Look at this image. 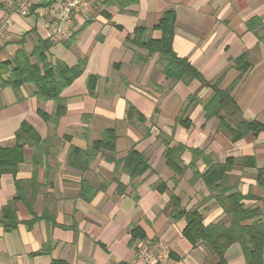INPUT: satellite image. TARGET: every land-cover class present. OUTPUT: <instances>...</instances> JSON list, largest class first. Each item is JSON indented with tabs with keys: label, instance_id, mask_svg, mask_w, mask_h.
I'll list each match as a JSON object with an SVG mask.
<instances>
[{
	"label": "crops",
	"instance_id": "crops-1",
	"mask_svg": "<svg viewBox=\"0 0 264 264\" xmlns=\"http://www.w3.org/2000/svg\"><path fill=\"white\" fill-rule=\"evenodd\" d=\"M64 1L32 0L30 15L23 16L16 11L18 0H0V62L12 60L21 48L31 52L40 38L53 41L54 60L73 66L87 58L82 75L62 93L67 110L57 125L38 113H53L56 104L38 97L33 84L22 86L19 94L11 87L0 90V144L13 146L25 120L48 141L49 154L41 158L35 149L26 148L16 178L28 181L37 175L40 191L34 209L38 216L48 209L55 221L39 218L29 225L33 216L17 201L19 225L7 230L0 224V264H219V255L207 241L193 245L183 236L187 221L173 218L172 196H179L181 209L199 207L206 225H229L214 197L216 190L201 174L211 163L235 158L222 190L227 196L241 192L247 197L245 206L260 208L264 216V186L258 179L264 167V132L232 141L221 131L220 118L207 116L212 88L198 79H168L159 55L145 60L148 51L133 46L128 37L145 26L151 38H161L154 26L174 10L176 54L188 58L206 81H218L222 89L233 87L232 96L241 107L239 120L264 124V0H138L126 12L105 0H87L74 14L72 28L63 36L54 35L51 24L58 20ZM92 75L97 76L93 93L88 88ZM130 105L145 122L127 118ZM106 128L118 133L116 159L137 149L149 161L146 173L132 178L122 165L106 158L107 152H99L85 172L69 164L71 144L86 148ZM168 143L184 146L182 174L167 165ZM251 156L256 167L243 166L242 158ZM84 180L96 190L91 200L80 196ZM162 183L165 191L159 189ZM16 195L15 177L2 174L0 218ZM133 230L144 236L134 238ZM139 247L146 248L143 258L136 256ZM164 248L170 256L160 259ZM225 258L228 264H247L238 242L230 245Z\"/></svg>",
	"mask_w": 264,
	"mask_h": 264
},
{
	"label": "trees",
	"instance_id": "trees-1",
	"mask_svg": "<svg viewBox=\"0 0 264 264\" xmlns=\"http://www.w3.org/2000/svg\"><path fill=\"white\" fill-rule=\"evenodd\" d=\"M138 0H105L106 4H116L121 12H126L129 5L137 3ZM108 16H110L108 14ZM176 25V12L169 10L164 17L154 27L162 33L161 38L154 39L148 35L149 28L138 26L131 36L128 37L130 43L139 48L148 51L145 60L155 54H158L163 61V72L165 76L173 82L184 81L190 83L194 79L203 81L208 87L212 88L214 95L206 105L208 117L217 116L221 120V131L237 141L246 135L252 133L258 135L264 132V124L257 121L239 120L241 107L232 96V88L222 89L220 82L206 81L200 71L191 63L188 58L179 57L173 46ZM121 27V26H118ZM53 46L51 39H39L31 52L25 49H19L17 55L12 60L0 62V89L11 87L16 93H20L22 86L33 84L36 88V95L45 100L54 101L56 109L53 113L39 110L40 116L47 122H53L57 125L60 119L65 115L67 107L63 97V91L72 85L74 81L82 75L86 68L87 58L79 59L77 64L69 66L61 59H52L50 49ZM241 59V58H240ZM245 69V67H244ZM243 71V69H242ZM97 83V76L92 75L88 80V88L91 93L94 92ZM127 118L129 120L137 119L145 122V116L134 105H130ZM67 140L71 137L66 135ZM118 133L115 128H106L102 137L93 141L88 147L81 148L74 144L69 147V164L82 172L90 168L92 160L99 152H107L106 158L109 161L123 166L132 178L142 176L150 168L148 159L137 149L129 150L128 154L122 160L115 157L116 141ZM48 141H44L34 126L27 120L23 121L15 133V144L10 147H3L0 144V176L4 173H11L15 177L17 195L12 202H9L3 208V215L0 218V224L7 230H11L21 222L17 216L16 202L21 200L27 206L33 218L27 223L39 218H47L49 222H55L54 217L45 209L43 215L38 216L34 207L35 201L40 191V185L36 182V174L28 181L17 179L20 165L26 157V148L36 150V155L49 154L45 147ZM184 150L183 145H166L164 156L167 165L176 173L182 174L185 171L181 155ZM195 153H203L194 150ZM203 157H206L205 155ZM40 159H35V164H39ZM237 164V159L228 158L224 163H211L208 169L201 174L205 184L216 190L214 197L218 203L225 209L229 218V225L224 223L205 224L202 212L199 207H193L189 210L180 208L179 196H172L173 218H186L187 226L183 230V236L193 245L200 241H207L212 250L220 257L219 264H228L225 254L235 242L240 243L246 257L247 264H264V216L260 208L246 207L244 200L247 198L241 192H234L226 195V190H222L223 184L229 178V171ZM241 164L248 167H256V161L253 156L242 158ZM259 182L264 186V167L258 170ZM118 182L119 191H123L124 185ZM80 196L85 200H91L96 190L87 182L80 184ZM166 184L159 186L160 191H165ZM134 238L144 234L133 230ZM52 264H68L65 261L56 260Z\"/></svg>",
	"mask_w": 264,
	"mask_h": 264
},
{
	"label": "built area",
	"instance_id": "built-area-1",
	"mask_svg": "<svg viewBox=\"0 0 264 264\" xmlns=\"http://www.w3.org/2000/svg\"><path fill=\"white\" fill-rule=\"evenodd\" d=\"M87 0H66L59 7L58 20L51 24V32L54 35H65L73 26V16L86 6ZM32 0H18L16 11L23 16L30 15ZM146 248L139 247L136 250V256L143 258L146 256ZM170 256L169 250L162 249L160 259H166Z\"/></svg>",
	"mask_w": 264,
	"mask_h": 264
},
{
	"label": "rangeland",
	"instance_id": "rangeland-1",
	"mask_svg": "<svg viewBox=\"0 0 264 264\" xmlns=\"http://www.w3.org/2000/svg\"><path fill=\"white\" fill-rule=\"evenodd\" d=\"M1 90V89H0Z\"/></svg>",
	"mask_w": 264,
	"mask_h": 264
}]
</instances>
